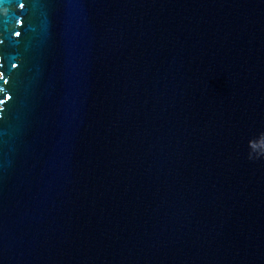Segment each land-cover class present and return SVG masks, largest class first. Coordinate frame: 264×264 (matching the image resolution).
I'll list each match as a JSON object with an SVG mask.
<instances>
[{
	"label": "water",
	"instance_id": "obj_1",
	"mask_svg": "<svg viewBox=\"0 0 264 264\" xmlns=\"http://www.w3.org/2000/svg\"><path fill=\"white\" fill-rule=\"evenodd\" d=\"M0 264H264V0H0Z\"/></svg>",
	"mask_w": 264,
	"mask_h": 264
}]
</instances>
